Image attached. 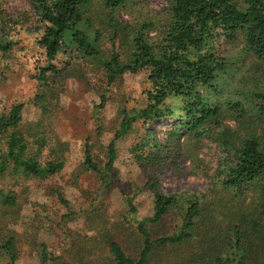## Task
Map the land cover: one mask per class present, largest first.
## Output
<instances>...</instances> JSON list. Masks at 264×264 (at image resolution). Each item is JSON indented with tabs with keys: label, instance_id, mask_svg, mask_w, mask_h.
Wrapping results in <instances>:
<instances>
[{
	"label": "trees",
	"instance_id": "obj_1",
	"mask_svg": "<svg viewBox=\"0 0 264 264\" xmlns=\"http://www.w3.org/2000/svg\"><path fill=\"white\" fill-rule=\"evenodd\" d=\"M30 1L39 30L35 39L39 57L34 60L32 74L37 86L35 103L44 112L50 111L54 87L63 78V72L77 60H97L107 85L126 74L146 72L143 102L124 113L113 139L106 145L105 160L95 159L90 143L87 139L84 141L83 169L97 174L104 189L111 187L116 158L114 140L122 137L135 122L145 129L131 149L141 166L175 167L182 141H185L188 156L196 159V154L187 146L204 136L212 137L220 150L212 190L219 189L239 200L246 187L255 188L256 197L249 202L252 217L249 209V218L243 219L242 214V220L247 222L249 233L254 234L260 245L263 225L255 211L256 203L264 201V76L261 77L263 83H255L254 89L247 90L245 95L238 93L224 99L219 80L227 70L228 58L220 51L217 41L219 38L228 43L241 41L246 54L264 59V0H167L162 13H144L139 19L124 23L114 13L132 6L135 0ZM95 3L100 5L101 11L93 7ZM27 17L28 13L12 17L0 11L2 54L20 43L16 37L5 33L6 28L22 26ZM104 33L110 42L107 54L98 46ZM61 53L65 55L62 60ZM23 106L21 102L11 104L0 114V178L7 175L12 180L10 187L0 185V257L4 260L0 264L16 262L17 236L7 227L15 222L19 206L13 186L23 178L44 180L59 174L67 148V144L58 139L48 144V132L42 120L23 129ZM227 119L233 120L235 126H223ZM164 120L175 123L165 130L167 136L161 141L147 125ZM146 186L153 197L151 216L135 219L136 207L132 197L127 196L132 215L114 225L115 234L105 225H97L99 236L71 242L81 264H148L154 247L182 243L201 225V200L205 193L165 192L159 179L149 172ZM52 192L66 210L62 219L69 218L72 211L61 189L53 187ZM239 204L235 202L227 207L229 211L239 209L241 212L244 207ZM174 209L179 213L178 222L169 230L166 228L165 234L153 236L150 229L162 223ZM209 216L212 217L210 213ZM228 223L223 243L225 263L240 264L245 255L241 246L245 228L232 220ZM122 233L135 234L139 241L135 253L130 254L122 247L119 241ZM38 246L42 264H69L63 256L51 255L45 243Z\"/></svg>",
	"mask_w": 264,
	"mask_h": 264
},
{
	"label": "rangeland",
	"instance_id": "obj_2",
	"mask_svg": "<svg viewBox=\"0 0 264 264\" xmlns=\"http://www.w3.org/2000/svg\"><path fill=\"white\" fill-rule=\"evenodd\" d=\"M166 1L135 0L132 6L118 9L114 14L122 23L133 22L144 13H162L166 8ZM93 7L101 11L99 4L95 3ZM0 11L12 17L28 13L26 23L22 26H8L5 30L6 34L16 37L20 43L10 52H0V114L11 104L21 102L24 105L21 112L23 129L27 130L30 123L42 120L48 132L49 145L56 139L67 144L63 153L64 167L59 174L44 180L23 178L13 186L18 194L19 206L15 213L17 215H14L15 222L7 227L17 236L15 264H42L38 256V245L41 242L47 245L51 255L63 256L69 264H81L79 256L73 253L76 247L71 242L74 239L85 240L99 236L97 225H105L115 234L114 225L132 215L126 203L127 196L132 197V203L136 207L135 219L151 216L153 197L146 186L148 172L159 179L160 187L165 192L206 194L201 200V225L191 233L192 236L177 245L154 247L148 264L236 263H225L227 257L223 251L227 233L225 227L230 220L245 228L241 240L245 255L240 264H264V207L260 205H264V201L256 203L255 211L259 213L257 220L263 225L259 245L254 234L249 233L247 222L242 220V214L243 219L249 218V209L252 217V204L249 202L254 200L253 196L256 197L255 188L246 187L244 196L238 197L239 200L219 192V189L212 190L220 159L219 146L212 137L204 136L199 142L187 146L196 154V159L192 160L188 156L184 149L185 141H182L178 151L180 155L175 158V167L141 166L131 149L145 129L135 122L122 137L114 140L116 158L111 187L104 189L97 174L83 169L84 141L87 139L90 143L94 158L104 161L106 145L113 139L124 113L142 104L146 87L145 70L126 74L107 85L97 60H77L63 72V78L54 87L52 105L48 107L50 111L44 112L35 103L37 86L32 74L34 60L39 57L35 43L39 30L31 1L0 0ZM150 34L153 35L154 32ZM217 44L228 58L227 70L219 80L224 99L238 93L245 95L247 90L254 89L255 83H263L264 59L246 54L241 41L228 43L219 38ZM98 46L104 54L109 52L110 42L106 33L99 40ZM59 58L62 60L65 55L61 53ZM174 123L175 121L164 120L156 125L149 124L147 128L164 141L167 136L165 130ZM226 125L234 127L235 122L224 120L223 126ZM11 181L6 175L0 178V185L10 187ZM53 187L60 188L69 202L72 211L69 218L62 219L66 210L53 194ZM235 202L244 207L241 212L239 209L229 211L227 206L234 205ZM176 210L169 212L162 223L150 229L153 236L165 234L178 222L179 213ZM237 212L239 214L234 216ZM209 213L216 218L210 217ZM119 241L130 254L138 250L139 241L134 233L120 234ZM216 256V259H220L214 261ZM0 263H4L1 257Z\"/></svg>",
	"mask_w": 264,
	"mask_h": 264
}]
</instances>
